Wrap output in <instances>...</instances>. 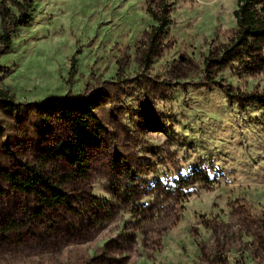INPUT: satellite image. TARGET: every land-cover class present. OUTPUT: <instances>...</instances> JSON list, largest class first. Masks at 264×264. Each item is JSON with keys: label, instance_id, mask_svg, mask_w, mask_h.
I'll use <instances>...</instances> for the list:
<instances>
[{"label": "rangeland", "instance_id": "1", "mask_svg": "<svg viewBox=\"0 0 264 264\" xmlns=\"http://www.w3.org/2000/svg\"><path fill=\"white\" fill-rule=\"evenodd\" d=\"M166 2L148 65L159 1L0 0V264H264V109L223 92L264 95V71L206 62L238 0ZM83 98L99 100L102 131L80 172L50 150L83 112L57 103ZM31 167L67 200L50 207L8 181Z\"/></svg>", "mask_w": 264, "mask_h": 264}, {"label": "trees", "instance_id": "2", "mask_svg": "<svg viewBox=\"0 0 264 264\" xmlns=\"http://www.w3.org/2000/svg\"><path fill=\"white\" fill-rule=\"evenodd\" d=\"M26 1L27 5L24 6V9H28L34 0ZM149 1L152 3L159 1L162 5H157L160 7L158 10L152 7L149 8V12L157 21V24L153 26L149 33L146 44L147 49L143 53L144 60L148 65L160 53L162 39L169 34L170 25L172 24L171 12L173 11V3H168L166 0ZM234 16L236 27L231 30L230 39L218 46L217 51H214L208 57L207 66L215 64L221 69L236 64L240 67L242 73L256 75L264 71V0H238ZM14 23L16 26L26 25L29 23V18H27L26 13L21 14L14 19ZM2 35L4 43L9 48L12 44L9 34H6L3 30ZM223 92L230 101H236L242 108H245L247 104H254L264 109L263 94L250 92L243 96L239 94L240 92L235 87H224ZM99 104L97 98H83L72 101L60 100L57 103L66 118H71L77 111V107H82L83 112L81 115L74 118L72 137L68 140L59 141L50 150L53 157L65 156L80 172L87 167V143L97 140L102 131L99 122H94L93 119L95 117L94 108ZM45 105L47 106L49 103L46 102ZM166 133L168 135L167 129ZM27 173L28 175L25 177H20L16 173H7L6 176L14 187L38 195L40 200L50 207H55L67 200V195L60 187L61 184L52 180L46 173H42L34 167L29 168Z\"/></svg>", "mask_w": 264, "mask_h": 264}]
</instances>
